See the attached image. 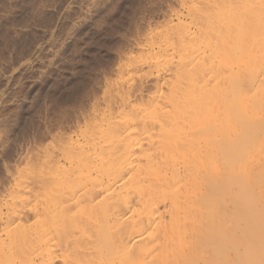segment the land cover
<instances>
[{"label": "rangeland", "instance_id": "374dc122", "mask_svg": "<svg viewBox=\"0 0 264 264\" xmlns=\"http://www.w3.org/2000/svg\"><path fill=\"white\" fill-rule=\"evenodd\" d=\"M217 1L219 2V4ZM217 1L216 0H0V264H49V261H50V259L48 260V257L50 254L49 250L51 251V254L54 252V255L50 254L49 258H51L53 256H55L54 258L57 257L56 258L57 260L55 259L57 262L56 261L54 262V259H53V261H52V262H54L53 264H59L61 262V260H59V259L62 257L63 254H64L63 257L66 255L65 258H68L66 260L64 259V261L66 263L63 262V264H68L69 261H72L73 259L74 260L78 259L77 258L78 256L82 257V254H80L81 251H79L80 253L78 252V250L74 251L75 248L73 250L72 247L70 246L71 244H69L70 243L69 241H70L71 236L69 237L68 235H71V234H67L66 232H64V234L66 233L65 234L66 236L64 237V234H63V238L61 236L62 233H60L61 235L57 234L60 239H58V236L55 234L57 236L56 239L58 240L56 242L61 243L62 239H63V241L67 240V243L69 244V247L71 250L67 247L68 246V245H66L67 243L64 244V242H62L63 246L61 243V247L65 246L66 250L61 248V247H59V249H58L57 245L59 243L57 244L56 242H55L56 247L52 248L56 251H54V250L52 251L51 248L49 250H47L48 248L45 250L43 249L44 251L41 249V248H44V246L42 245L41 242L44 241L45 234L41 233L43 228L38 229V230H36V228H38V225L42 223L41 222L42 217L39 216V215H41V213H40L41 209L39 208V204H40V206L42 205L41 201H40L41 200L40 197L43 195L41 194L42 193L41 190H40L41 192H38V193H36V192L39 191L38 189H41L40 188V186H41V183H40L41 180L40 179H42L45 176L44 175L45 171L43 172V170H45V168L48 169L49 167L52 169L47 170V171L50 172V171L54 170L53 173L52 172H50V173L45 172L46 174H48L50 176L49 177L50 180L53 179L52 181H54V182L57 181V179H59L57 182L66 181V183H64V184L61 183L62 185H65V187H66V185L68 186L65 188V189H67V192H68V194H66V195L70 194L69 193L70 190H72V192L70 191L71 193H73V191H79V190H80L79 192H82V187H83L82 183L84 182L87 186H89L92 181L90 182L88 180V178L89 179L91 178L90 180H94L93 177L95 175H96L95 177H97V175H98L97 178L100 177L101 179H99V180H102V181L96 182L94 180V183H92V185L93 184L95 185V183H96V185L98 187H96L94 185H93L94 186L93 187L91 185L87 188L85 185L84 187L86 190L83 188V190L86 193V197H89L87 195H89V193H90V191H89L90 187H92L91 188V191H92L94 188L98 189L99 186H102L106 182V180H107L106 177L108 175L104 176L102 174L106 172L107 167H108L107 172H109L111 170L110 167H113V163L111 161H109V159L111 157L107 159V156H108V154H113V152L115 155V152L117 151V147L121 144V142L119 143V141H118L119 139L120 140L126 139L125 137L120 138V137H123L122 134L126 133V131L127 132L129 131L133 135L134 132H132V131H135L134 129L136 128L134 126L133 120L135 118L136 119L139 118V120L140 119L143 120L145 118L144 120H146L147 116H145V114H144L147 111L146 107L148 106L147 107L148 110H151V107L148 105V103H150L151 101H154V100L157 101L158 99L156 100L155 96L157 98L158 97L157 95H159V94L161 95L163 93V91L166 90L167 82L169 81L168 77H169L170 73L172 75H174L171 72V70L172 71L175 70L172 66L176 65L175 67H177L179 64L181 66L183 64L182 68H184L186 70V69H188V67L195 69L194 67H196V64H197V66L199 64L198 67H200V69L198 67L195 69V71L196 70L197 71H196L194 80H191V79H193L192 78L193 75H192V77L191 76L189 77L190 74L195 73V72L191 73V71H192L191 69H190V71L188 70V73H186L187 72V70H186V72H183L182 74H184V75H185V73L189 74L188 78L189 79L191 78L190 80L193 81V84H195L194 86H196V83L198 84V82L200 81L198 86H196V87H199V85H200V89L202 91H199V89L197 88L199 93L197 92V89L195 90V87L192 86V83L189 79H187V80L190 81L191 84L188 83V81L186 80L187 81L186 87L188 88V85H191L194 88V89H192V90H194L193 91L194 94L202 96L203 94L205 95L206 91L208 93V90L209 91L213 90L212 88H209L210 87L209 85L211 84L213 77L216 78L218 75L217 69H219V68L216 64L217 60H214V59L215 58L219 59V57L221 59V57H222V60L225 61V59H228V57H226V55H225L228 53L226 51L229 50V52L231 53L232 50H230L229 48L231 46H233L232 49L234 48V45H231L233 43V40L231 41L229 39V37H227V40L229 41L228 44H227V40L225 41V37H223L222 39L220 38L221 40L217 37L223 36L222 33L226 32V31H230L229 29L233 24L234 25L231 27V29L233 28V30H232L233 33L241 34L242 31L247 30L246 27L249 28L248 30L250 31L251 30L250 26L253 24L255 25V23H256V27H258L257 28L258 30H256V28H255L256 31L254 30V27H255L254 25H253L254 27L251 26V28L253 27L252 30H254L253 32H255V33H258L257 31H259L260 37H259V33H258V34H255L253 36V38L251 39L252 33L249 32L250 33L249 34V33H247L248 31L247 32L245 31V35L243 34L244 36L243 35H240V36L241 37L243 36L241 39L246 38L244 41L246 43H243V40H241V43L244 45L247 44L246 45L247 48L249 47L250 50L251 49L253 50L254 47H253V45L251 47L250 46L251 44H255V43L257 44L258 40H260L259 42H263L262 40H263V36H264V32H263L264 29H263V31L262 30L260 31L259 28L262 25L264 26V23H261V20H260V17H261V19H262V17L264 19V16H263L264 13H260L259 9L261 7V11L264 12L263 11L264 5L259 6L260 4H262L259 2L260 0H258V1L251 0L250 3H248V4H246V3H247V1L249 2V0H246V1L243 0L244 2L242 0H240L239 3L236 2L238 0H233V3L236 2L235 3L236 6L234 9H237L238 13H237V10H232L233 6L235 4L231 5L232 3L230 4V2H229L231 0H217ZM254 1H255V3L257 2L258 5H257V3L255 4ZM211 2H214V3H211ZM227 2L230 5L227 4ZM252 2H253V4H252ZM223 3L224 4L226 3V5L224 6ZM221 4L225 8L228 6H231L230 9L231 8L232 9L230 12L233 11L235 13V11H236L237 14L236 13L235 14L238 15L237 17L232 12L233 16L235 17L236 20L233 19L234 17L231 18V16H229V18L231 19L229 21V19L227 17L229 15V13H228L229 12L228 10H230L229 7L226 9L224 8L225 9L224 15L227 12V16H226L227 19H225V16H223L224 18L221 19V17H222L221 14H223V13L219 12L223 8L221 6ZM237 4H238V6H237ZM250 4H251V6L253 5L252 7H254L255 5L258 7V8L256 6L254 7L255 9H258V10H255V12L257 11V13H259V15H257V13L255 14L256 20L254 19L255 18L254 9L252 7H250ZM263 4H264V1H263ZM243 5L245 6V8ZM246 5H247V8H246ZM248 5H249V7H248ZM217 6L220 8V10ZM240 6L242 8H239ZM251 8H252L253 12H252ZM244 9L247 11L251 10L248 13L251 12L252 14H250L249 16H253V18L252 17L248 18L249 19L248 20L249 21V27H248L247 23H246L247 25H245L244 23L241 25L242 22H239L241 20L239 17H242L241 21H243L244 17H245L244 22L247 21V20L245 21V19H247L248 13L246 12V14H244L245 13ZM239 13H242L244 16L242 14H239ZM219 19H221V20H219ZM223 19L227 20V23L229 25L232 23V25L229 27L228 24L226 23V21H225V23L227 25L224 23L222 25V23H220V22ZM263 19H262V21H264ZM237 20H239L238 21L239 23H237ZM252 20L257 21L258 23L260 22V23L258 24L257 22H254L252 24V22H253ZM214 21L215 22L220 21V22L215 23ZM250 21H251V23H250ZM223 22H224V20H223ZM205 24L207 26H205ZM212 24H214V25L218 24L217 25L218 27L216 25L213 26ZM236 24H238L237 26L239 28L236 26ZM220 25H221V30L225 28L224 30H222V32L219 31ZM224 25H226L229 29L226 28ZM240 25H241V27H240ZM243 25H244V27H243ZM197 26H199V27H197ZM222 26H224V27L222 28ZM181 27H182V29H181ZM214 27H216V28L214 29ZM234 27H236V28H234ZM209 28H211V30ZM240 28H242L243 30ZM262 28H264V27H262ZM208 29H209V34H207V36H208L207 37L206 32ZM216 29H218V30H216ZM238 29H240V31H239L240 33L238 32ZM212 30H214L213 32H215V33H218V31L221 32V35H220V33L216 34L217 37L214 36L215 33H214V35H211L210 31H212ZM203 31H205V32H203ZM232 31H231V33H232ZM181 32H183V35ZM201 32H203L205 35L203 36V33H201ZM197 33H199V34L201 33V34L198 35ZM169 35L170 36L172 35V37L170 38ZM213 36L215 38H217L218 41H216L217 39H215ZM173 37L175 39H177L176 37H178V39L174 40V39H172ZM256 38L258 40H256ZM180 39H183V40H180ZM185 39H189V41L185 42L186 41ZM249 39L252 40V42L255 39L254 43H249V42H251V41H249ZM171 40H174L175 42L174 41L171 42ZM178 40H180V42ZM222 40H224L227 45L222 46L224 44L222 42ZM190 42H192V44ZM219 42H220L221 48L223 50H226L227 47H228V49L226 51L217 50L216 46L218 47V49H221V48H219L220 46H218V44H217ZM234 42H236V41H234ZM174 43L175 44L179 43V44L175 45ZM207 43H209V44H207ZM211 43L217 44L215 46L212 45L213 49L216 48L213 52L214 54H210L213 51V50L210 51V49H211L210 44ZM169 44L170 45L173 44L174 47L173 46L169 47L170 46ZM160 45H161V47H160ZM208 45H209L210 49H208ZM235 45L237 46L238 43H236ZM175 46H176V48H175ZM178 46L181 47L182 51H181V49L179 51ZM256 46H257L258 50L262 51L261 45H256ZM260 46H261V48L259 49L258 47H260ZM190 47L193 51H196V50H198V51H196L194 53L190 49ZM174 48L177 49L179 52H177V50H175ZM206 48L208 49V52L204 51V53H203L202 50H207ZM240 48H241V51L243 53L250 51L249 48L248 49L245 48V50L242 49L243 46L239 47V49ZM257 49L255 47L254 52H258ZM170 50H173V51L170 52ZM185 50H187L188 53H186ZM216 51H217V55L219 52H222V53H219L220 55L217 57ZM205 52H207V53H205ZM251 52H253V51H251ZM148 53H150V54H148ZM184 54L186 56L189 55V58H187L188 56L186 57ZM196 56H199V57H196ZM203 56H205V57H203ZM227 56H229V55H227ZM206 57L208 58V60ZM157 58H158V60H157ZM185 58H186V60H184ZM191 59H193V61ZM188 60L189 61L191 60L193 62V65H195V66L186 67L187 63L189 62ZM194 60H195V62H194ZM143 61H144V63H143ZM161 61H162V63H161ZM183 61L184 62L188 61V62L187 63L185 62L186 63V65H185V63H183ZM157 62H159V63H157ZM163 62L166 64L164 65ZM167 62H169V63H167ZM206 62H210V64L212 62V65L215 64L217 66V69H214V68H216V66L214 65L213 68L210 67V70H209L210 64H207ZM156 63L159 66H161L162 64L163 65L160 68L159 66H157ZM205 63L207 65H204ZM172 64H174V65H172ZM189 64L190 63H188V65ZM144 65L147 67H145ZM191 65H192V63H191ZM142 66H143V68H141ZM222 66L223 67L220 69V73L222 71L226 70L227 64H225V65L223 64ZM132 67H134V68H132ZM149 67H152V69ZM170 68H173L174 70L173 69L170 70ZM133 69H135V70H133ZM136 69H138V70H136ZM148 69L150 70V72ZM162 69H163V71H162ZM201 69L204 72L203 75H202V71L201 72L198 71ZM206 69H207L208 74L209 73L211 74L212 79L208 78V76L210 77V74L209 75L207 74ZM212 69H214V71ZM167 70H168V72H167ZM155 71L157 73H155ZM161 71H162V73H161ZM215 71H217L216 77H215V75L213 76V74H212V73H215ZM129 73H131V74L129 75ZM198 74L200 75V77L204 76L203 78H201V80L199 78V81H198V79H196V75L198 76ZM162 75L164 76V78H166L165 80H163ZM165 75L168 77H165ZM184 75H183V77L179 76L180 78L182 77L183 81H185ZM206 75H208V76H206ZM157 76H158V78L161 77L160 81L157 78ZM171 77L172 76H170V78ZM179 77H178L177 81L181 80ZM185 77H187V75H185ZM219 77H220V75H219ZM219 77H217V78H219ZM205 78L206 79L208 78V80H209V81L207 80L208 83L206 81V84H207V86H209L208 87L209 89L208 88L204 89V87L206 86V84L204 83ZM195 79L198 82L196 81V83H194ZM155 80H157V82ZM214 80H217V79H214ZM147 81L148 82L150 81V82L148 83ZM183 81H181V82L179 81L178 83L180 85H182ZM185 82H184V85H185ZM209 82H210V84H209ZM156 83H158V84H156ZM160 84H161V86H160ZM162 84H164L163 85L164 88L162 87ZM215 84L216 83H214V86H215ZM203 85H204V87H203ZM158 87H159V89H158ZM202 87L204 90L202 89ZM211 87H212V84H211ZM188 89L190 90V88H188ZM158 90L159 91L162 90L161 91L162 93H160ZM189 90H188V92H190ZM195 91L197 93H195ZM155 92L157 93V95ZM202 92H203V94L200 95V93H202ZM122 95L124 96V98ZM193 97H195V95ZM205 97H207V96L205 95L203 97L204 100L206 99ZM148 99H150L151 101ZM151 104H153V102H151L150 105ZM112 105H113V107H112ZM136 105L139 106V109H140L139 112L140 113L136 112L139 110L138 107L136 108ZM133 107L136 109H134ZM127 112L129 115L127 114ZM130 112H132V113H130ZM148 112H151V111H148ZM136 114H138V115H136ZM130 115H132V116H130ZM141 115H142V117H144V116L145 117L142 119ZM128 121H130V122H128ZM139 122L140 121H138L137 123H139ZM141 122L143 123L144 121H141ZM128 123H130V124L133 123L132 126L129 124L132 129L129 128V126L127 127ZM144 123H147V122L145 121ZM89 125H91V126H89ZM136 125H138V124H136ZM100 126H101V128H100ZM124 126H126L127 128ZM87 127L88 128L91 127V128H89V130H88ZM86 128H87V130H86ZM122 128L123 129L126 128L125 131ZM108 129H110V130H108ZM149 129L151 132V128H149ZM91 130H92V132H91ZM121 131H122V133H121ZM123 131H124V133H123ZM144 131L145 130H143V132ZM146 131L149 133L148 129ZM117 132L118 133L120 132V134L122 136H120V134L118 135ZM143 132L141 131L140 133L143 134ZM92 133H94L95 135ZM140 133H139V136H141ZM148 133L145 135L143 142H146L147 140H149V138L147 139V136H149ZM91 134L93 135L92 139H91V137H92ZM101 134H104V136L107 134V136H105V138L103 136V138H101L99 140L100 136L102 137ZM149 134H151V133H149ZM115 135H117L116 137L118 140L116 139V137L114 138ZM189 135L192 136L191 134H189ZM193 135H195V134H193ZM137 136H136V139L134 138L135 136L134 137L132 136V138H134V139H131V137H130L129 142L133 143L136 140H139L140 142H142L141 141L142 138L138 139ZM143 136H144V134L142 135V137ZM190 136H189V138H191ZM195 136H197V135H195ZM204 136L205 135H203L202 137H204ZM94 137H95V139H94ZM107 137H108V139H107ZM109 137L113 138V139L110 138L113 141V143H116L118 141V143H116L117 147L112 144V141L109 139ZM85 138L88 140H86ZM89 139H91V140H89ZM96 139L99 142L98 143L99 146L101 144H106V143H107L106 144L107 146L110 144L109 147L111 148L110 150L112 152L110 150H108L109 151L108 154L106 152L104 155L107 154L105 159L108 162H111L112 165H109V163H107L108 166H106L105 169H104V166H105L107 161L104 160L105 163L100 161V158H101V160H102V157L104 159L103 153L105 151L103 152L102 149L99 150L102 145L99 148V146H97V144H95V142L97 143ZM103 139H104V141H103ZM107 140L110 141V143L107 142ZM128 140H127V142H128ZM192 140H194V139H192ZM89 141L91 142L92 145L90 144ZM101 141H103V142L100 143ZM80 142H81V146L78 145V144H80ZM185 143H184V145H185ZM86 144H87V146H86ZM93 144H95V145H93ZM77 146H78V148H77ZM103 146H105V145H103ZM113 146H115V149ZM196 146H191L190 150L188 152L192 154L193 153L192 149H194ZM70 147L71 148L73 147V149H71ZM74 147L77 149V151L71 153L72 151H74V149H75ZM81 147H82V149L85 150L86 153L85 152L83 153L80 150ZM86 147H88L89 151L91 149H93V150H91V152H89L88 149H86ZM105 147H103V149H105ZM109 147H107V148L109 149ZM192 147H194V148H192ZM63 149H64V151H62ZM67 149H69L68 151L71 154L66 151ZM197 149H199V147L195 148V151H194L195 153H197ZM57 150L58 151L60 150V151L58 152ZM61 151L63 153H61ZM79 151L82 152L83 154H85L84 156H86L90 153L88 155L89 161L90 160L92 161L95 158V160L92 161L93 163L95 161L94 167L96 168L100 165L99 168L102 170V172L100 169L98 170V168H97L98 171L96 169L95 170L93 169L94 168L92 166L93 163L91 162L92 164H90V162L87 161L88 160L87 156L85 158L82 156V158H84V159H81L80 158L81 155L78 154ZM94 151L95 152L99 151V154H98V152L96 153L97 155L94 154L95 153ZM87 152H88V154H87ZM101 152H102V154H101ZM198 152H200L203 155V153H202L203 151L201 148ZM55 154H57V155H55ZM91 154H93L94 156ZM191 154L189 157L192 156ZM197 154H199V153H197ZM197 154H194V155L197 156ZM67 155H68V158H67ZM44 157L45 158L46 157H48V158L52 157L50 159V164H49V161H47V158H46V162H45V160L43 159ZM200 157H201V155L199 156V158ZM204 157L205 156H203V158ZM54 158L58 159V160H55ZM199 158L197 161H199ZM203 158L201 157V159H203ZM52 159L54 161H57V162L59 161L58 163L56 162L57 166L53 164L54 161ZM72 159H73V161H72ZM196 159H197V157H196ZM196 159H195V161H196ZM68 160H69V162H68ZM80 160L85 161V163H83V161H81L83 164L80 163ZM97 160H98V163H96ZM203 160H201V161H203ZM70 161L73 163H71ZM142 161H144L143 158H142L141 162ZM46 163H47V166H45ZM51 164H53L52 165L53 167L51 166ZM58 164L59 165L63 164V166L65 168L60 167L61 165L59 166ZM77 164H78V166H80L79 168L77 167ZM83 165H85V167L87 165H91V168L93 167L92 169L94 170L93 171L94 174L97 172H100L102 174L98 173V174L94 175L92 172H90V170H92V169L89 170L88 167H87V169L90 173H88L87 170H86L87 172H85L84 171L85 168ZM55 166L58 167L59 169L56 168ZM66 167L68 168V172H65ZM76 168H77V170H76ZM60 169H63V170L65 169V170L62 171ZM58 170H60L61 173H63V172H65V174L69 173L68 174L69 177L68 178L66 177V178H64V180H62L63 177H65V175H64V173L62 175L60 173V177L62 176L60 179L59 175L57 174ZM74 170H76V171L74 172ZM104 170H105V172H104ZM78 172L79 173L85 172V175H84V173H83V175H81ZM107 172H106V174H107ZM51 173L54 177L51 175ZM87 173L90 175H86ZM37 174L39 176H35ZM67 174H66V176H67ZM77 174H79L81 177ZM33 175L35 177H38V179L40 181H36L38 179L34 178V177L29 178ZM27 176H29V177H27ZM40 176H42V177H40ZM74 176H76L75 179L73 178ZM82 176L84 177V179L86 178V176H90V177H87L86 182H85ZM91 176H93V177H91ZM72 178H73V180L70 182V180ZM79 178H81L82 180ZM26 179H28L29 182H31V183H29L28 180L23 181ZM76 179H79L78 180L79 182ZM74 180L77 181L76 183H79V184L81 183V187L79 184L74 183L73 182ZM67 181H68V183H67ZM87 181H89V182H87ZM15 182H17V184L20 186L17 187L18 185ZM20 182H22L23 184L22 183L20 184ZM24 182H26V183L24 184ZM34 182H36L35 185H34ZM57 182H56V184H57ZM72 182H73V186L70 185V184H72ZM100 182H101V184H100ZM30 184L34 185L35 188L32 186L30 191H29L28 187L31 186ZM74 184H76L75 185L76 188H75ZM36 185H38L39 188H36ZM62 185H60V186L64 188V186H62ZM54 186L56 189L57 185H54ZM20 187H24V189L20 188ZM72 187H73V189H72ZM87 189L89 192H86ZM32 190L34 193L32 192ZM58 190H60V189L57 188V190H56L57 193L60 192ZM25 191H26V193H25ZM63 191H64V193L66 192L65 190H63ZM53 192L56 193L55 190ZM53 192H51V193H53ZM61 192H62V188H61ZM79 192H76L77 196H75L76 194L73 195L75 192L71 195L75 198L69 196V199L73 198V200H70L69 203L70 202L73 203L72 201H74L76 198L79 199L82 196H84V197H82V199L83 198L85 199V193H83V195H82ZM28 193H29V195H31V193H33L32 194L33 196L31 195L29 197L30 199L28 197H26V196H29ZM35 193L38 194V196ZM17 194H18V196H15ZM52 196H54V194H52ZM52 196H51V198H52ZM55 196H57V195L55 194ZM24 197H25V199H24ZM57 197H55V198H57ZM31 198H32V200H31ZM34 199L36 202L34 201ZM36 199L38 201H40V203L37 205L35 204L38 202ZM86 199H88V198H86ZM97 199H98V203L100 202V204H101L102 202L100 201V197H98ZM97 199H94L95 200L94 202L92 201L94 203L93 204L94 207H96L95 202H97ZM42 200L45 201V194H44V199H42ZM82 201H81V203H82ZM85 201H87V200H85ZM81 203H80V200L78 201V204L76 203L77 205H75V203H73L74 204V205L72 204L73 211H71L72 209L70 210L71 211L69 214L70 217H68L69 215L67 216L66 213H65V215L68 218H72L71 215H73V213H74V215L75 214L77 215V213H78L79 215H77V217H79V218H77V217L76 218L80 220L81 215L84 218V216H86V214L90 211V213H88L87 216H89V215L91 216V214H93V213H91V209H92V211L94 209L90 208V205H91V207L93 205L91 203L86 202L87 203L86 204L83 202V204L81 206ZM15 204H18V206ZM31 204L32 205L34 204V206H32ZM84 205H85V207H84ZM72 206L70 205V208ZM86 206H87V208H89L88 210H87ZM98 206L99 207H96V208H98L100 211V208L102 206L99 204H98ZM29 207H30V209H29ZM34 207L36 208L37 211L36 210L33 211V209H35ZM82 208H84V209L86 208L85 214L81 210ZM27 209H29V210L32 209V210L29 211ZM12 210H13V212H12ZM16 210L19 211V214L17 213L18 211L16 212ZM75 210H78L80 213L75 212ZM22 211H24V212H22ZM21 212H22V214H21ZM35 212H36V215L39 214L38 218L40 217L39 219H41V221H39V222H41V223L36 221L37 226L36 225L33 226V224H35V223H33L32 226H30V228L33 227L32 229L33 230L35 229L37 231V234H39L38 232H40V234H41V235L39 234L40 236L35 234L36 233L35 231L32 233V231H33L32 229H30L31 231H29L28 225H30L31 222H35V221H32L33 220L32 217L36 216V215H33V213H35ZM82 212H83V214H82ZM95 212H96V209L94 210V213ZM11 213L15 216V218L11 217V215H10ZM23 213H25L28 217L26 216V218H25V214L23 215ZM31 213H32V215H31ZM17 215H19V217ZM20 215L24 216V218H22L23 220L17 219V218H21ZM10 218L12 220L14 218L13 223H12V220H10ZM73 218H74V216H73ZM76 220L73 221V225H75V226H71L72 225L71 224L70 227H72V228H70V227L69 228H70V230L77 228L76 230L78 231V233L75 230L71 231V232H74V235L78 236L77 234H80V235L82 234L81 231H79L80 230L79 227H81V225L84 223V220H83L82 224H81L82 221H80V226H79V223H76L78 221V220L77 221ZM24 222L30 223V224H27V226H28L27 229L29 232H31L30 234H28V232H26V227H27L26 225H25V227L20 226V223H21V225H24ZM74 222L76 224H74ZM22 227H24V228H22ZM74 227H76V228H74ZM69 228H68V230H69ZM23 230H25V231H23ZM39 230H41V231H39ZM16 231H18V232H16ZM22 232H24V233H22ZM87 232L88 231H86V234H87L86 236L84 234L85 232L83 233L86 238H88L90 236V232H88V233ZM68 233H70V232H68ZM24 234H27L28 237L30 235H31V237L34 235L35 236L37 235L38 237L37 236H36V238L32 237V239L29 237L30 239L29 238L26 239L27 236ZM83 234L81 235V237L83 236ZM52 235L50 234L51 238L53 237L55 239V237H54L55 235H53V236ZM72 235H73V233H72ZM80 235H79V237H80ZM75 236H72L71 239H73V237H75ZM84 236L82 237L83 241L86 240V239H84L85 238ZM79 237H75V238L78 239ZM81 237H80V239H81ZM33 238H35L34 240L37 244L34 242ZM42 238H43V240H42ZM46 238H49V236L47 235ZM51 238H49L50 240L47 239L46 241L50 242L51 240H53ZM67 238H69V239H67ZM80 239L78 241H80ZM31 240H33V242H29ZM36 240H38V241H36ZM38 242H40V244ZM49 242H48V245L50 244ZM23 243H24V245H23ZM44 243L45 242H43V244ZM21 245L24 247H22ZM44 245L48 246L47 244H44ZM50 245L55 246L53 242ZM32 247H33V250L31 249ZM55 248H57V249H55ZM67 248H68V250H67ZM30 249L33 252H34V250H38V251L31 254L32 251ZM41 250L43 251L42 253H41ZM45 251L48 253V255H47V253H45ZM60 251H63V253ZM67 251H68V253H67ZM93 251L83 252V255L87 252V255L86 254L85 255L89 258L85 259L86 256H85V258L79 257L77 264H85V263L89 264L90 263L89 259L91 258L90 255L92 254ZM73 252H76V254L79 253V255L74 256V254H72ZM89 252H91V254H89ZM70 253H71V255H70ZM72 255H73V257H72ZM94 255H91V256H94ZM69 256L72 258L71 260H70ZM75 257H76V259H75ZM94 257H95V259H97L96 255ZM80 258L85 259V260L84 261L82 260V263H80L79 262ZM93 258H91V259H93ZM61 259H63V258H61ZM91 259H90V261H91L90 264H93V263L96 264V260L94 262V259L93 260H91ZM76 262H77V260L74 263H76ZM60 264H62V263H60Z\"/></svg>", "mask_w": 264, "mask_h": 264}, {"label": "bare ground", "instance_id": "6f19581e", "mask_svg": "<svg viewBox=\"0 0 264 264\" xmlns=\"http://www.w3.org/2000/svg\"><path fill=\"white\" fill-rule=\"evenodd\" d=\"M231 1H229V2H230V4L232 3L231 5H233L236 2L239 3L240 0L236 1L235 3H233V0H231ZM250 1L251 0H249V2L247 1V3L246 2L245 3L248 4V3H250ZM256 1H258V0H256ZM263 1L264 0L259 1L260 3H262V4L259 3L260 4L259 6L264 5ZM211 3H214V2H211ZM254 3H255V1H254ZM218 4H219V2H218ZM227 4H229V3L227 2ZM252 4H253V2H252ZM225 5H226V3L224 4V6ZM257 5H258V3H257ZM221 6H222V4H221ZM224 6H222L223 8L221 7L222 9H221V11H219V12L223 13V14H221L222 15L221 19L224 18L223 16H225V19H227L226 18L227 12L224 15L225 9L228 7L230 9V7H231V6H228L225 8ZM235 6H236V4L233 6V9L232 8L231 9L237 10V9H234ZM237 6H238V4H237ZM252 6L250 4V7H252ZM248 7H249V5H248ZM254 7H252V8L254 9V12H255V10H258V9H255ZM239 8H242V7L240 6ZM244 8H245V6H244ZM246 8H247V5H246ZM252 8H251V10H252ZM263 8H264V6H263ZM231 9L230 10L227 9L229 11L228 12L229 15L227 16L229 21L231 20L229 18V16H231V18L234 17L233 16L234 12L233 11H232L233 13L230 12ZM219 10H220V8H219ZM251 10H249V11H251ZM259 10H260V13H264L261 11V7ZM249 11L245 10L244 14H246V12L248 13ZM263 11H264V9H263ZM252 12H253V10H252ZM235 13H236V11H235ZM235 13H234V15L237 17L238 15H236V14L238 13V10H237V13L236 14ZM242 13H239V14H242ZM256 13H257V11L254 13V16ZM250 14H252V13L250 12L247 14L248 17L245 15L247 17V19H245V21L247 20L246 22H244L245 17L243 18V21H241L242 17H239L241 20L240 21L237 20V23L242 22L241 25L244 23L245 25L248 24V27H249V21H248L249 19L248 18H250V17L253 18V16H249ZM257 15H259V13H257ZM263 16H264V14H263ZM221 19H219V20H221ZM225 19H223L224 22H223V20L221 22L220 21H217V22L222 23V25H223V23L226 24L227 20H225ZM233 19H235V17ZM254 19L256 20V16ZM262 19H263V17H262ZM262 19L260 17L261 23H264V21H262ZM225 21H226V23H225ZM217 22H215V23H217ZM254 22H257V21H253L252 24ZM250 23H251V21H250ZM212 25L217 26L218 24H215V25L212 24ZM226 25H224V26L226 28H228ZM231 25H232V23L230 25L228 24L229 27ZM237 25L238 24H236V26ZM241 25H240V27H241ZM253 25H251V26H253ZM199 26H197V27H199ZM205 26H207V25L205 24ZM224 26H222V28ZM251 26H250V29H251L250 31L248 30L249 28H247V27H246L247 30H244V31H242L243 29L240 28V29H242L241 34L233 33V31H232L233 28L231 29V27H230V29L228 28L230 31H226V32L223 31L224 32V33H222L223 36H220V37H217L216 34L220 33V35H221L222 30L225 29L224 28L221 30V25L219 28V31H221V32L218 31V33H215V32H213L214 30L210 31L211 35H214V33H215L214 36L219 38V39L220 38L222 39L223 37H225V41L227 40V37H229V39L231 41L233 40L234 44L233 43L232 44L230 43V44L234 45V48L232 49L233 46H231L229 48L230 50H232L230 53L229 50L226 51L228 49V47L226 50H223L221 48L220 42L217 43L218 46H220L219 48L222 49V50L218 49V47L216 46L217 50L228 52L227 54H225L226 57H228V59H225L226 58L225 57L224 58L226 61L225 62L224 60H222V57H221V59H220V57H219V59L214 57L215 58L214 60H217L216 64L219 68V69H217V66L214 64L216 66V68H214V69L218 70V75L216 74L217 71H215V73H212V72L211 73L213 74V76L215 75V77H216V75H217V77H219V75H220V77L214 78L212 76L213 80L212 81L210 80L212 87H211L210 82H209L210 85L208 84L210 87L207 86V84H206V81L208 80V78L209 79L211 78V74L209 73L210 74V77H209L208 76L209 74H208L207 69H206V72L208 74L206 76H208V78L207 79L205 78V80L203 79L204 83L206 84V86L204 87V85H205L204 84L203 87H204V89H207L208 87L212 88L214 91L208 90V93H207V91L205 90L206 91L205 95L207 96V97H205L206 98L205 100L203 98L205 96L203 94L204 91L202 93H200V95H202V94L203 95L199 96L197 94H194V92H193L194 90H192V89H194L193 87H195V90L198 88L199 91H202L200 89V85H199V87H196V86H198V84L200 82L199 78L201 80V78H203L204 76L200 77L199 74H198V76L196 75V79H198V81H199L198 82L195 79L194 83H196V81L198 82V84L196 83V86H194L195 84H193V81H191V80H194V77H195V74L197 71V70L195 71V69L199 66V64H198V66L196 64V67H194L195 69H193V68L188 67V66H192V67L195 66V65H193V62H192L193 59H191L192 61L190 60L191 62L189 60H188L189 62L185 61L186 63L187 62L190 63L189 65H188V63L186 65V63L183 61V63H185V65H186V67H188V69H186L187 72L184 68H182L183 64H182V66L179 64L181 67L177 63L176 64L179 67L178 66L175 67L176 65L172 64L174 66H172V65L171 66L175 70L173 68H170V70L171 69L174 70V71L171 70V72L174 75H172L170 72H169L170 75L168 74L169 77L165 75V77L169 78V81L167 80L168 82H167L166 90L163 91V93L161 92L162 90H160V91L158 90L160 93H162L161 95L160 94L157 95V93L155 92L156 95L158 96L157 98L155 96V99L156 100L158 99L157 101H155V100L151 101L150 99H148L151 102H153V104L150 105L151 102L148 103V105L151 107V110H148V108H147L148 106L146 107L147 111L144 114H145V116H147L146 117L147 119L144 120L145 116L143 115L144 117H142V115H141L142 119L144 118L143 120H141V119L139 120V118H137L138 120L136 118H135L136 120L135 119L133 120L134 126L136 127L134 129L135 131H132V132H134L133 135L129 131L128 132L126 131V133H124L125 129L128 126H129V128H131L130 125L132 126L133 123H131V124L128 123L127 127L124 126V127H126L125 129L122 128L124 130L123 131L124 134H122L123 137H120L122 135L120 134V132L119 133L117 132L118 135L120 134V136H119L120 138H124V137L126 138V139H122V140L119 139L118 140L116 137L117 135L114 136V138L116 137V139L119 141V143L121 142V144L118 147L116 145V143H118V141L117 142L115 141L116 143H113V141L111 140L113 138L109 137V139L111 138L110 140L112 141V144L117 147V151L115 150L116 151L115 155H114V152H113V154H108V152H109L108 150L111 149L109 147L110 144L108 146L106 145L107 143L101 144L102 146L103 145L106 146V147L103 146V147H105V149H106L105 150V149H103V147L101 145H100L101 146V148H100V146L98 145L99 142L96 139L97 143L95 142V144H97V146H99V148H100V149L99 148L98 149L99 150L102 149L103 152L105 151L103 153L104 159L102 157V160L100 158V161L104 162V160H106L105 157L108 154L107 159L111 157L109 159V161H111L113 163V167H110L111 170L109 172H107V170H108V167H107V170H106L107 174H106L105 170H104L105 173H103V174L100 172L95 173V174L100 173L104 176H107V175L108 176L106 177L107 178L106 182L102 186H99L98 189L94 188L95 190L93 189L91 191L92 187L89 188L90 193H89V195H87L89 197H86V193L83 190V188L85 189L84 186L86 185L84 182H83L84 184L82 183V186H83L82 192H79L80 190L79 191H73V193L75 192L73 194V193H71L72 190H70L71 191V192L69 191L70 194L66 195V194H68V192H67V189H65V188L68 186L66 185V187H65V185L61 184V183H63V184L66 183V181L57 182L59 180V179H57V181L54 182V181H52L53 179L50 180V178H49L50 176L45 173V172H47V173L52 172L53 173L54 170L50 171V172L47 171V170L52 169L49 167L50 165L48 166L49 167L48 169L45 168V170H43V172L45 171L44 172L45 176L42 179H40L41 180V182H40L41 183V186H40L41 189H38L39 191H37V192L35 191L36 193L42 191V193H41L43 195V196H41L42 198L39 196L41 199V200L40 199L39 200L41 201L42 205L40 206V204H39L40 201L37 200L38 198L36 199L38 201L37 203H35L36 201L34 199V201H35L34 203L36 205L39 204V208L41 209V211H40L41 215H39L38 213L37 214L42 217V221H41V219H39L40 217L38 218V215H36V212H35V213H33V215H36V216H34V217L31 216L33 218L32 221H35V222H31V224L24 222V225H21V223H20V226H24V227H25V225L27 226V224H30L28 226H29V231H31L30 229H32L33 227L30 228V226H32L33 223H35V224H33V226H34L37 224V222H39V221L42 222V223L39 222L41 224L38 223L39 224L38 228H36V230L43 228L42 231L41 230H39V231H41V233L45 234V236L43 235L45 237V238L43 237L44 241L41 242L42 245L44 246V248H41L42 250L43 249L45 250L47 248H48L47 250H49L50 248L52 249L53 247H56V243H57L56 241H58L56 239V237L58 236L57 234L61 235L60 233H62L61 236L63 238V234H64V232H66L67 234H71V235H68L69 237L71 236L70 241H69L70 242L69 244H71L70 246L72 247L73 250L75 248L74 251H76V250H78V252L81 251V253L80 252L79 253L82 254V257L78 256L79 253L76 254V252H73L72 254H74V256L77 255L78 259H79V257L85 258L88 251L94 250L92 252V254H91V252H89V254H91V255L95 254L97 256L96 258L98 260L95 259V257H94L95 255L94 256L90 255L91 258L94 257L93 259H94V262L96 260V264H264V36H263V40H262L263 42H259L260 40H258L256 38V40H258L257 42L259 44L255 43V44L250 45L251 47L253 45L254 49H255V47L257 49L256 45H261L262 51L257 49L259 53L254 52V49L250 50L249 47L248 48L250 51H248V52L244 51L245 53H243L241 51V48L239 49V47H241V46H243L242 49H244V50H245V48H247V46H246L247 44L244 45L241 43V40H243V43H246V42H244L246 38L241 39L245 35V31L246 32L248 31L247 33H249V32L252 33L251 39L253 38V36L255 34L259 33V31H257L258 33L253 32L255 30V28H256V30H258L257 29L258 27H256V23L254 25L255 27L253 26L254 30H252L253 27L251 28ZM243 27H244V25H243ZM262 27H264V26L263 25L260 26V28H259L260 31L261 30L263 31L264 28H262ZM215 28L216 27H214V29ZM234 28H236V27H234ZM181 29H182V27H181ZM209 29L211 30V28H209ZM209 29L206 32V36H207V34H209ZM240 29H238V32L240 31ZM216 30H218V29H216ZM231 31L233 34L231 33ZM203 32H205V31H203ZM203 32H201V33H203ZM181 33L183 35V32H181ZM197 34L200 35L199 33H197ZM204 35L205 34L203 33V36ZM240 35H243V36L241 37ZM171 37H172V35L170 36V38ZM259 37H260V33H259ZM176 38L178 39V37H176ZM217 38H215V39H217ZM172 39L177 40L174 37ZM189 39H185L186 40L185 42L189 41ZM174 40H171V42ZM180 40H183V39H180ZM180 40H178V41L180 42ZM254 40L252 42V40L249 39V41H251L249 43H254ZM216 41H218V39ZM225 41L222 40V42L224 43L222 46L227 45L229 43L228 40H227V44ZM234 41H236V42H234ZM190 43L192 44V42H190ZM236 43H238L237 46L235 45ZM176 44H179V43H176ZM207 44H209V43H207ZM217 44L211 43L210 44L211 49L209 48V45H208V49H210V51L213 50L212 53H210V54H214L213 52L216 49V48L213 49L212 45L215 46ZM171 46H173V44L170 45L169 47H171ZM261 46L258 48L260 49ZM160 47H161V45H160ZM175 48H176V46H175ZM180 49H181V47H179V51H180ZM190 49H191V47H190ZM208 49L202 50L203 53H204V51L208 52ZM175 50H177V49H175ZM187 50H185L186 53H188ZM171 51H173V50H170V52ZM179 51L177 50V52H179ZM181 51H182V49H181ZM196 51H198V50H196ZM196 51H193V52L195 53ZM251 51H253V52H251ZM207 52H205V53H207ZM219 53H222V52H219ZM219 53L217 55V51H216L217 57L220 55ZM148 54H150V53H148ZM227 55H229V56H227ZM187 56L186 57L189 58V55H187ZM205 56H203V57H205ZM196 57H199V56H196ZM157 60H158V58H157ZM184 60H186V58ZM207 60H208V58H207ZM194 62H195V60H194ZM143 63H144V61H143ZM157 63H159V62H157ZM161 63H162V61H161ZM167 63H169V62H167ZM191 63H192V65H191ZM206 63L210 64V62H206ZM206 63L204 65H207ZM165 64L166 63H164V65ZM223 64L224 65L227 64V67H226L225 71H222L220 73V69L223 67L222 66ZM162 65L159 66L157 64V66H159L160 68L162 67ZM211 65H212V62L209 66V70H210V67L213 68V66H214V65H212V66ZM145 67H147V66H145ZM132 68H134V67H132ZM141 68H143V66ZM149 68L152 69V67H149ZM198 68L200 69V67H198ZM138 69H136V70H138ZM190 69L192 71L194 70L193 72L191 71V73H194V72L195 73L190 74V75L186 74V73H188V70L190 71ZM214 69H212V70L214 71ZM133 70H135V69H133ZM162 71H163V69H162ZM162 71H161V73H162ZM198 71L201 72L202 69L198 70ZM149 72H150V70H149ZM167 72H168V70H167ZM183 72H186L185 75H187V77H185V75L182 74ZM155 73H157V72L155 71ZM130 74L131 73H129V75ZM203 74H204V72L202 71V75ZM183 75H184L185 81L187 79H189L188 75H189V77L190 76L192 77V75H193V77H192L193 79H191V78H190L191 80L189 79L192 83V86H193L192 87L191 85H188V88H190V90L186 87L187 86L186 83L188 80L185 82L182 79ZM170 76H172V77L170 78ZM179 76H182V77L180 78ZM178 77L181 79V80H179L180 82L183 81L182 85H180L178 83L179 82V81H177ZM157 78H158V76H157ZM160 78H158L159 81L161 80ZM165 79L166 78H164V76H163V80H165ZM214 79H217V80H214ZM155 81L157 82V80H155ZM190 81H188V83H190ZM208 81H207V83H208ZM184 82H185V85H184ZM214 83H216L215 86H214ZM156 84H158V83H156ZM163 85L164 84H162V87H163ZM160 86H161V84H160ZM159 87H158V89H159ZM203 87H202V89H203ZM198 89H197V92H198ZM188 90L190 92H188ZM197 92L195 91V93H197ZM193 94L195 95V97H193L194 96ZM123 98H124V96H123ZM112 107H113V105H112ZM137 107L139 109V106L136 105V108ZM136 108H134V109H136ZM139 111H140V109L136 112L140 113ZM148 111H151V112H148ZM130 113H132V112H130ZM127 114H128V112H127ZM136 115H138V114H136ZM130 116H132V115H130ZM136 121L137 122L140 121V122L137 123ZM141 121H144V122L146 121L147 123H144V122L142 123ZM128 122H130V121H128ZM135 123L138 125H136ZM89 126H91V125H89ZM87 128H86V130H87ZM89 128H91V127H89ZM89 128H88V130H89ZM100 128H101V126H100ZM149 128H151V132H150ZM147 129H148L149 133H151V134H149L146 131ZM108 130H110V129H108ZM143 130H145V131L143 132ZM141 131L144 134L143 137H142L143 134L140 133ZM91 132H92V130H91ZM138 132L140 133L141 136H139ZM121 133H122V131H121ZM147 133L149 135V136H147V139L149 138V140H147L146 142H143L144 137ZM192 133L197 135V136L193 135ZM92 134H94V133H92ZM189 134H191L192 136H190ZM202 134L205 136L202 137L203 136ZM101 135H102V137L100 136L99 140L101 138H103V136H104V134H101ZM105 136H107V134ZM105 136H104V138H105ZM132 136L133 137L135 136L134 137L135 139H136V136L138 137V139L142 138L141 139L142 142H140L139 140H136L133 143L129 142L130 137H131V139H134V138H132ZM189 136L191 138L194 136L192 138L194 140L189 138ZM92 138H93V135H92L91 139ZM91 139H89V140H91ZM94 139H95V137H94ZM107 139H108V137H107ZM86 140H88V139H86ZM127 140H128V142H127ZM103 141H104V139H103ZM103 141H101L100 143H102ZM107 142L110 143V141H108V140H107ZM184 143H185V145H184ZM90 144H91V142H90ZM95 144H93V145H95ZM195 144L199 147V149H197V153H199V154L194 152L195 148H198ZM78 145L81 146V142ZM86 146H87V144H86ZM115 146H113L114 149H115ZM184 146L185 147L187 146V147L185 148ZM191 146H196L195 148L192 147L194 149H192V148L191 149H192V152L194 154H197V156L194 155L193 153L191 154L188 152L190 150ZM107 147H109V149ZM77 148H78V146H77ZM200 148L203 151L202 152L203 155L200 153L201 151L198 152L200 150ZM71 149H73V147ZM86 149H88V147H86ZM68 150L69 149H67L66 151L68 153H70ZM80 150L83 153L85 152V150L82 149V147ZM91 150H93V149H91ZM91 150L89 151V149H88L89 152H91ZM62 151H64V149ZM62 151H61V153H63ZM75 151H77L76 148L71 153H73ZM79 152H78V154L81 155L80 156L81 159H84L86 156H87V158L89 157L88 155L90 153L88 154V152H87L88 155L84 156L85 154H83L82 152H80V153ZM97 152L99 154V151H96L94 154H96ZM106 152H107V154L104 155ZM101 154H102V152H101ZM190 154L192 156L193 155L194 156L193 157L191 156L192 157L191 158V157H189ZM55 155H57V154H55ZM91 155H93V154H91ZM111 155L112 156L114 155L115 157L113 156L114 157L113 158ZM200 155L202 158H203V156H205L203 158L204 160L201 159V157L199 158ZM82 156L84 158H82ZM196 157H197V159H196ZM46 158L50 164V159L52 157H49V158L46 157ZM46 158L45 157L43 158L45 160V162H46ZM67 158H68V155H67ZM142 158L144 159V161L141 162ZM194 158L196 159V161ZM198 158H199V161H197ZM200 159L203 161H201ZM55 160H58V159H55ZM93 160H95V158ZM72 161H73V159H72ZM81 161H83V160H80V163H82ZM87 161H89V158ZM92 161L91 160L89 161L90 164L93 163ZM56 162L57 161H54L53 164L57 166V163L59 161L57 163ZM68 162H69V160H68ZM111 162L107 161L105 166H104V169L106 166H108L107 163H109V165H112ZM47 163L45 164V166H47ZM71 163H73V162H71ZM83 163H85V161H83ZM94 163H95V161H94ZM94 163L92 164L93 167H94ZM96 163H98V160ZM53 164H51V166ZM83 166L85 168L84 169L85 172H87L88 169L90 170L93 168V167L91 168V165H87L86 167H85V165H83ZM99 166L96 168L94 167L93 169L97 170V168H98V170H99L100 169ZM60 167L65 168L63 166V164ZM67 167H66V170L64 169L65 172H68ZM77 167L79 168L80 166H78V164H77ZM87 167H88V169H87ZM56 168H58V167H56ZM93 169L90 170V172L93 173V171H94ZM60 170L64 171L63 169H60ZM60 170H58V172ZM76 170H77V168H76ZM76 170H74V172ZM58 172H57V174L60 177L61 171L59 173ZM65 172H63L65 177H63L62 180H64V178H66V177L67 178L69 177V175H68L69 173L68 174L66 173L67 174V176H66ZM85 172H83L84 175H85ZM90 172L88 171V173H90ZM101 172H102V170H101ZM52 173H51V175H52ZM63 173H61V175ZM83 173H79V174L83 175ZM88 173L86 175H90ZM38 174L35 176H39ZM79 174H77V175H79ZM35 176L33 175L31 177H29V176H27V177H29V178L34 177V178L38 179V177H35ZM76 176H74L73 178L75 179ZM93 176H91V177H93ZM95 176L93 177V179L96 182L102 181V180H99V179H101L100 177L97 178L98 175H97V177H95ZM40 177H42V176H40ZM61 177H60V179H61ZM87 177H90V176H86V178ZM73 178L70 180V182L73 180ZM86 178L84 179V177H83L85 182H86ZM79 179H81V178H79ZM79 179H76V180L78 181ZM90 179L88 178V180L90 182L91 181L92 182L90 183L89 186H91L92 183H94V180H90ZM27 180L28 179L23 180V181H27ZM40 180L38 179L36 181H40ZM76 180H74L73 182L76 183L77 182ZM89 181H87V182H89ZM28 182H29V180H28ZM56 182H57V184H56ZM73 182L70 185L73 186ZM15 183L17 184V182H15ZM21 183L22 182H20V184ZM25 183L26 182H24V184ZM29 183H31V182H29ZM35 183L36 182H34V185H35ZM67 183H68V181H67ZM59 184L64 186V188L61 187ZM76 184H79V183H76ZM76 184H74V186ZM100 184H101V182H100ZM34 185L29 186L30 188L28 187L29 191H30L32 186L34 187ZM54 185H57L56 189H55ZM79 185L81 187V183ZM19 186L20 185H18L17 187H19ZM89 186L86 185L87 188ZM94 186L98 187L96 185V183ZM60 187L62 188L63 193L61 192ZM20 188L24 189V187H20ZM36 188H39V186L36 185ZM57 188L60 189V190H58V191H60L58 193L56 191ZM75 188H76V186H75ZM72 189H73V187H72ZM54 190L56 193L53 192ZM63 190H65L66 192L64 193ZM89 191L87 189L86 192H89ZM32 192H33V190H32ZM51 192H53V193H51ZM76 192H79L82 195H83V193H85V199L83 198L84 199L83 200L82 197H84V196L81 195L82 196L81 198H79V199L76 198L74 200L75 202L72 201L73 203H75V205L78 204L79 200H80V203L83 200L81 203V206H82L83 202L84 203H86V202L91 203L92 201L93 202L95 201L94 199H97L98 197H100V201L102 203L101 204H100V202L98 203V199H97V202H95L96 207H99L98 204L102 206L100 208V211L98 208L94 207V205H93L94 203L92 202L91 204L93 206L91 207V205H90V208H93L94 210L96 209V212L94 213V210L92 211V209H91V213H93V214H91V216L90 215L87 216L88 213H90V211L89 212L87 211L88 212L86 214L87 217L84 216V218H83L81 215L80 220L77 219V218H79V217H77V215H79L78 213H77V215L76 214L74 215V213H73V215H71L72 218H68V217H70V215H69L70 212L73 211V209H72L73 203H71V202L69 203V201L73 200V198H75L71 195L72 194L75 195ZM25 193H26V191H25ZM33 193H31V195ZM44 194H45V201L42 200V199H44ZM52 194H54V196H52ZM55 194L58 197L55 196ZM28 195H29V193H28ZM31 195H29V196L25 195V196L29 198ZM36 195L38 196V194H36ZM15 196H18V194ZM51 196H52V198L53 197L54 198L52 199ZM69 196L73 197V198L69 199ZM75 196H77V194ZM55 197H57V198H55ZM86 198H88V199H86ZM24 199H25V197H24ZM31 200H32V198H31ZM85 200H87V201H85ZM15 205L18 206V204H15ZM70 205L72 206L71 208H70ZM32 206H34V204ZM87 206H86V208H87ZM84 207H85V205H84ZM29 209H30V207H29ZM29 209H27V210H29ZM83 209L84 208H82L81 210L85 214L86 210L85 209L83 210ZM88 209L89 208H87V210ZM13 210H12V212H13ZM31 210H29V211H31ZM35 210H36V208L33 209V211H35ZM17 211L18 210H16V212ZM22 212H24V211H22ZM22 212H21V214H22ZM75 212H79V211L75 210ZM83 212H82V214H83ZM17 213L19 214V211ZM65 213L67 216L68 215L69 216L67 217L65 215ZM24 214L25 213H23V215ZM10 215H11V217L15 218V216L12 213ZM31 215H32V213H31ZM17 216L19 217V215H17ZM26 216L27 215L25 214V218H26ZM73 216H74V218H73ZM14 218H13V220H14ZM22 218H24V216H21V218H17V219L21 220ZM10 220H12V219L10 218ZM13 220H12V223H13ZM74 220L77 221V222L75 221L76 223H79V226H80V221H82L81 222V224H82L83 220H84V223L81 225V227H79L80 230L79 229L78 230L81 231L82 234L85 232L84 233L85 236L87 235L86 231L90 232V236L88 238H86L83 234V236L85 237L84 239H86V240H84V241L82 240V237H83V236L81 237L82 234L81 235L77 234L78 236H75L74 232H71L74 230L77 231L76 227H74L76 229L70 230V228H72V227H70L71 224H72L71 226H75V225H73ZM75 222H74V224H76ZM28 226L26 227V232H28V234H30L31 232H29L27 229ZM24 227H22V228H24ZM68 228L70 231L68 230ZM36 230L34 229L32 231V233L35 231L36 232L35 234H37ZM23 231H25V230H23ZM16 232H18V231H16ZM68 232H70V233H68ZM22 233H24V232H22ZM38 233L40 234V232H38ZM72 233H73V235H72ZM77 233H78V231H77ZM39 234H37V235H39ZM50 234L51 235L56 234L57 236L56 235L54 236L56 240L53 237L51 238ZM65 234H64V237L66 236ZM24 235L27 236L26 239L29 237L31 239H32V237L36 238V236H37V235L36 236L34 235L31 237V235H30L28 237L27 234H24ZM47 235L49 236V238L53 239L50 242L49 241L48 242L50 244H52V242H53L55 246H52L50 244H49L50 246L48 245V242L46 240L47 239L50 240V239L46 238ZM79 235H80L81 239H80ZM72 236L79 237V238L77 239V238L73 237V239H74L73 240V239H71ZM35 238H33V240ZM43 238H42V240H43ZM58 239H60L59 236H58ZM67 239H69V238H67ZM79 239H80V241H78ZM33 240H31L29 242H33ZM36 241H38V240H36ZM34 242H35V240H34ZM43 242H45L44 244H47L49 247L45 246L43 244ZM62 242H64V244H65V243H67V240L63 241V239H62L61 243ZM24 243H23V245H24ZM38 243L40 244V242H38ZM58 243L57 244L59 246L57 245V248L59 249V247H61V243L60 242H58ZM69 244L67 243L66 245H68L67 247L70 249ZM62 246H63V243H62ZM22 247H24V246H22ZM64 247H61V248L66 250V247L65 248ZM57 248H55V249H57ZM68 248H67V250H68ZM31 249L33 250V247ZM42 250H41V253L44 251V250L43 251ZM53 250L54 249H52V251ZM36 251H38V250H34V252L32 251L31 254L35 253ZM46 251H45V253L48 252V251L47 252ZM54 251H56V250H54ZM85 251H87L85 253L86 255L85 254L83 255V252H85ZM49 252L51 254L50 250H49ZM60 252L63 253V251H60ZM48 253H47V255H48ZM67 253H68V251H67ZM50 254H49V257H50ZM52 254L54 255V252ZM63 255H62V257L59 255L61 258H63V259H61V258L59 259V260H61L60 263H62V264H63V262H65L64 259L65 260L68 259V258H65L66 255L64 257H63ZM70 255H71V253H70ZM49 257H48V260L50 259L49 264H53L57 260L56 259L57 257L54 258L55 256H53L51 258H49ZM72 257H73V255H72ZM69 258H70V260L72 259L70 256H69ZM81 258H80L81 261L79 260L80 263H82V260L84 261L85 259H87L89 257L86 256L85 259H81ZM53 259H54V262H52ZM75 259H76V257H75ZM78 259H76L77 260L76 263H74L76 260L73 259L72 261H69L68 264H71L72 262H73L72 264H77ZM90 259H89V262L91 263ZM93 259H91V260H93ZM85 264H88V263H85Z\"/></svg>", "mask_w": 264, "mask_h": 264}]
</instances>
